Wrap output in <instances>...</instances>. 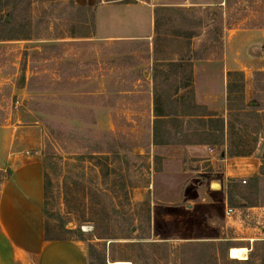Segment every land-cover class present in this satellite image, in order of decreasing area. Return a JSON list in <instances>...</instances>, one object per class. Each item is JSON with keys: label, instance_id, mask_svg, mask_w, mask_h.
Masks as SVG:
<instances>
[{"label": "rangeland", "instance_id": "1", "mask_svg": "<svg viewBox=\"0 0 264 264\" xmlns=\"http://www.w3.org/2000/svg\"><path fill=\"white\" fill-rule=\"evenodd\" d=\"M2 19L10 24L0 25V125L35 126L47 237L78 241L86 256L82 235L109 263L234 264L221 253L229 260V248L243 246L237 260L258 264L264 211L229 217L216 195L210 207L189 206L185 190L174 200L176 186L163 177L156 190L149 186L156 172L182 165L193 188L212 178L226 192L227 179L245 185L251 176L225 177L220 150L254 149L252 176L262 175L249 199L264 207V91L254 89L255 64L246 65L249 87L231 90L224 63L225 29L263 26L264 0H0ZM174 61L184 68L173 73ZM190 69L197 107L187 106L182 87ZM154 92L186 102L165 108L185 123L183 133L167 123L159 145L152 142ZM207 112L224 119L222 131L195 115ZM179 144L212 152L194 158ZM0 264L19 263L2 255Z\"/></svg>", "mask_w": 264, "mask_h": 264}, {"label": "crops", "instance_id": "2", "mask_svg": "<svg viewBox=\"0 0 264 264\" xmlns=\"http://www.w3.org/2000/svg\"><path fill=\"white\" fill-rule=\"evenodd\" d=\"M135 5L138 6L139 4ZM192 5L198 6L200 4L194 1ZM145 11H148V9ZM225 30L224 63L228 66L229 71L243 72L244 86L247 89L249 87L248 73L250 71L246 65L255 64V67L252 68L254 70L264 69V63L260 62L264 61L263 56L250 53L252 46L264 50V25L232 26ZM213 116L215 117V114ZM154 118L153 115V120ZM202 118L208 119L207 114L202 115ZM184 123L180 120L182 129ZM205 126L209 128L208 125ZM159 144L162 143L154 145ZM38 145L39 141L35 126L0 125V171H7L6 176H2L0 187V258L3 255L7 259L17 261L19 264H86V256L78 241H62L63 239L46 236L45 218L41 205L43 169L36 151ZM178 146L181 151L187 153L186 155L190 154L194 158L205 157L207 150L212 152L211 148L206 147L204 144H190L186 145L185 148L180 144ZM221 161L225 177L252 176L258 171L253 153L249 156L225 157ZM237 161L242 163L241 169L231 166L232 162ZM180 163L182 164V160H180ZM180 166L171 171L164 169L156 172L149 187H154L156 190L157 185L161 182L159 179L163 177L165 185L176 186V196L178 197L174 200L179 199L182 189L185 190L184 197L189 206L192 205V202L198 200L200 203H204L205 207H210L209 203L214 202L213 200L216 198L213 197L212 199V196L216 195L222 201L226 216L230 217L236 212L240 213L242 209L248 211L249 215L253 217L254 215L261 216V213H263L264 207L256 204L244 208L231 206L233 211L227 213L228 203L224 185L222 183L218 184L212 178L205 177V180L196 183L193 188L188 181L189 169ZM191 170L194 172L195 168H191ZM172 177H174V181H170ZM188 187L189 190L191 189L194 192L192 195L189 191H186ZM166 191L170 196L171 189L167 188ZM232 247L245 248L243 246Z\"/></svg>", "mask_w": 264, "mask_h": 264}, {"label": "trees", "instance_id": "3", "mask_svg": "<svg viewBox=\"0 0 264 264\" xmlns=\"http://www.w3.org/2000/svg\"><path fill=\"white\" fill-rule=\"evenodd\" d=\"M118 1V0H117ZM122 1H130V0H122ZM158 12V9L154 10V15H156ZM10 24V22H7L6 20L1 21L0 25L7 27ZM250 53L254 55H259L263 56L264 58V50L262 48L259 49L257 46H252L250 48ZM183 61V60H182ZM169 68L173 73H176L177 70L181 69L182 67L184 68V64L181 61H174L170 62ZM188 65V64H187ZM190 66V64L188 65ZM228 78H229V83L228 87L233 90L236 89L238 91H243L244 87V75L242 71H228L227 72ZM154 77H156L154 75ZM186 81L183 82L182 87L183 88H188L187 90V95L191 98L189 100V103L187 104L188 107H197V105L194 103L192 100V85H191V69L189 74L186 77ZM231 78L233 80L231 81ZM167 79V76L165 78V81ZM253 86L256 91H264V69L263 70H255L253 71ZM165 96V97H163ZM164 98V99H162ZM180 100V103L186 104L184 98L181 96L177 98L175 96H172L170 93H166L164 95L157 94V92H154V98H153V115H154V120H153V131H152V142L153 144L156 143H162L161 140H157L158 136V131L162 130L165 134H170V131L166 128V124L169 123L178 133H183L182 130V125L180 124V120L175 116H171V113L167 112L165 108L172 107ZM184 115L188 116H193L194 114L187 113L183 111ZM208 116L209 121L211 122H217L219 124V129L221 130L222 127L224 126V119L219 117V118H212V115L210 112L209 113H204V114H195V115H200L201 119L202 115ZM176 115V114H175ZM204 120H201L203 123ZM213 124V123H211ZM209 128L211 125L208 126ZM218 129V130H219ZM222 131V130H221ZM253 150H250L245 153H230L226 155L225 150H220V158H225L226 156L229 157H236V156H249L253 153ZM262 175L261 169L259 171V174L256 176H251L246 180L245 185L241 184V179L237 178H229L227 179V184H226V197H227V203L231 206H236V207H244V206H251L253 205V202L250 201L249 199V193H253L257 189V184L258 181L260 180V177ZM44 209V208H43ZM72 231V230H70ZM73 232V231H72ZM78 240L83 241L86 245V264H111L106 258L105 253L102 250H99L92 242L86 240L82 235L78 237ZM257 250L259 252L258 256V264H264V240L262 242H259ZM222 259L226 260V262L234 263V264H256L251 256L244 260H237V259H229L221 253Z\"/></svg>", "mask_w": 264, "mask_h": 264}, {"label": "bare ground", "instance_id": "4", "mask_svg": "<svg viewBox=\"0 0 264 264\" xmlns=\"http://www.w3.org/2000/svg\"><path fill=\"white\" fill-rule=\"evenodd\" d=\"M246 248L241 247H232L229 250V257L233 259L242 258L246 255ZM112 264H131L129 261L126 260H116L113 261Z\"/></svg>", "mask_w": 264, "mask_h": 264}, {"label": "built area", "instance_id": "5", "mask_svg": "<svg viewBox=\"0 0 264 264\" xmlns=\"http://www.w3.org/2000/svg\"><path fill=\"white\" fill-rule=\"evenodd\" d=\"M243 183H245V180L242 181ZM0 187H1V179H0ZM233 211V209L230 207L227 209V213H231Z\"/></svg>", "mask_w": 264, "mask_h": 264}, {"label": "water", "instance_id": "6", "mask_svg": "<svg viewBox=\"0 0 264 264\" xmlns=\"http://www.w3.org/2000/svg\"><path fill=\"white\" fill-rule=\"evenodd\" d=\"M262 156L264 157V153L262 154ZM112 264V263H111Z\"/></svg>", "mask_w": 264, "mask_h": 264}]
</instances>
